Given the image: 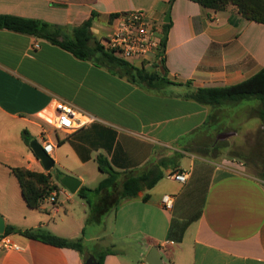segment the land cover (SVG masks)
<instances>
[{"label": "crops", "instance_id": "0c3cea01", "mask_svg": "<svg viewBox=\"0 0 264 264\" xmlns=\"http://www.w3.org/2000/svg\"><path fill=\"white\" fill-rule=\"evenodd\" d=\"M169 8L165 59L156 71L170 84L133 81L99 52L93 59H80L48 41L0 29V216L6 226L20 230L42 227L67 239L83 236V243H93L98 254L111 251L103 264H149L153 248L160 264H264V180L243 161L218 163L179 146L192 134L190 144L204 131L209 136L242 128L232 119L241 108L243 123L256 120L260 126L253 116L256 100L213 107L191 94L200 88L231 87L258 74L264 68V24L242 18L234 5L214 11L191 0H0V15L41 20L67 36L95 14L90 32L100 45L113 32L114 16L144 10L161 30ZM57 100L92 121L71 134L55 129L43 118L54 116ZM25 132L40 144L53 143L54 165L81 180L80 187H86L88 166L95 167L98 179L104 176L99 183L107 177L100 160L120 173L118 187L151 168L163 177L151 189L113 206V241L107 247L103 237L88 238L84 230L85 224H103L109 210L94 219L86 211L72 210L66 203L73 204L75 194L60 184L64 175L59 181L51 179L60 187L55 202L48 197L37 209L27 206L11 168L48 171L27 144ZM179 152L190 157L187 165L173 163ZM173 171L188 172L187 183L166 188V174ZM110 193L108 189L94 198L96 204ZM164 195L174 196L172 211L163 208ZM80 207L86 208L84 201ZM46 215L59 218L46 223ZM174 220L189 221L180 243L168 238ZM10 236L22 250L0 244V264H84L77 250L19 233ZM130 254L134 259L125 260Z\"/></svg>", "mask_w": 264, "mask_h": 264}, {"label": "trees", "instance_id": "16d2710c", "mask_svg": "<svg viewBox=\"0 0 264 264\" xmlns=\"http://www.w3.org/2000/svg\"><path fill=\"white\" fill-rule=\"evenodd\" d=\"M175 0H170L173 3ZM198 3L206 9L214 11L224 10L228 5H234L242 18L264 24V0H191ZM85 21L80 27L75 28L72 34L62 35L60 28L52 26L44 21L20 18L10 15H0V29H7L18 33L27 34L37 39L45 40L61 48L71 52L80 59H93L96 52L102 54V58L109 63L117 65L130 66L127 62L116 58L113 54L105 51L99 42L93 40L90 32L93 17ZM114 17H117L114 16ZM170 23H164L161 27L162 47L165 50L168 38ZM126 74L133 78H138L140 81L158 82L170 84L169 80L160 79L156 73L148 72L144 67H132L127 69ZM191 98L213 107L224 104H238L242 101L256 100L259 102V107L256 109V116L261 121L264 127V68L252 78L231 86V87H216V88H200L191 94ZM24 138L29 145L31 137L25 132ZM216 146V145H215ZM100 170L107 173V177L102 180L95 189L87 187H80L77 195L86 200L91 207L92 219L100 217L103 213L110 211L113 206H116L120 199L135 197L145 189H151L163 176L158 174L155 169L144 171L137 176H129L125 179L120 187L117 181L120 173L114 170L106 160H100ZM12 173L17 178L24 200L27 206L31 209L39 208L46 198H48L54 191H59L60 187L52 184L50 172L31 171L26 168L15 167L11 168ZM261 179L264 180V171ZM111 189L112 193L101 199L97 205L96 200L91 198H99L100 194ZM147 197V196H146ZM145 197V199H146ZM189 225V221L179 222L174 220L170 227L168 238L169 240L180 243L183 235ZM19 233L31 239L42 241L46 244L60 248H71L77 250L86 260L89 253L86 250L82 238L67 239L59 237L46 231L42 227L36 229L20 230L12 225L6 226L4 235ZM2 237V236H1ZM111 251H106L95 255L99 264H103L106 255Z\"/></svg>", "mask_w": 264, "mask_h": 264}, {"label": "rangeland", "instance_id": "374dc122", "mask_svg": "<svg viewBox=\"0 0 264 264\" xmlns=\"http://www.w3.org/2000/svg\"><path fill=\"white\" fill-rule=\"evenodd\" d=\"M118 58V57H116ZM120 59V58H118ZM122 60V59H121ZM124 61V60H123ZM126 62V61H125ZM130 66L121 65L120 68L122 70H126L129 68H139L138 66L134 65V63L127 62ZM154 67V69H153ZM150 73H157L156 67L152 66L150 69H146ZM149 83V81H146ZM246 101H243L242 103H245ZM243 108L237 111V116H235L233 119L234 126L236 127H242L237 128L233 131H224L222 132H210L211 134L208 136V134L204 131V136L201 134L202 137L198 136L193 143L190 144L189 139L194 136V134L180 140V149L186 152L195 153L199 156H209L212 159H214L216 162L220 163L223 160H240L243 161L244 164L247 166L248 170L250 172L254 173L258 177H262V172L264 171V127L262 123H260V126H255L254 121L256 120H250L247 122H242L243 116L245 114L241 113ZM254 117L257 118L258 121L259 118L256 116V114H253ZM261 122V121H260ZM200 133V132H199ZM198 133V134H199ZM220 135V137H219ZM222 135V137H221ZM216 145V146H215ZM184 153L179 152V155L173 158V163H181L182 165H187L189 163V156H183ZM186 163V164H185ZM196 164V169H197ZM73 167V166H68ZM188 167V166H187ZM58 165H54L53 168L48 171L50 172L51 179H54L55 181H59L60 177L63 175H68L63 172V170L58 169ZM72 169V168H71ZM86 172V187L94 188L98 185L99 181L104 177L97 178L96 169L95 167L88 166L87 169H85ZM169 174V173H168ZM168 174H166V188H180L182 186L181 183L173 182L168 178ZM96 175V176H95ZM71 194V193H70ZM73 204L70 202H67V206H70L72 210L76 211L77 213H82L83 211L87 212V215H91V207L88 205L86 200L83 199V201L86 204V208L82 209L80 207V203L83 202L82 199L78 195H73ZM63 199V197H62ZM94 200V198H91ZM76 202V204H75ZM46 205V204H45ZM27 208V207H26ZM29 210V209H28ZM71 210V211H72ZM14 214V212H12ZM63 214V213H62ZM105 216V215H104ZM59 217L51 218V216L46 215L45 216V222H51L53 223L55 220H58ZM23 223H32L31 221H22ZM114 222H115V210L114 208L111 209L105 219L104 223L101 225L97 224H85V230L84 233L86 237H91L92 235H98L100 237H103V244L108 247V244H110L111 241H113V231H114ZM34 223V222H33ZM46 231H49L47 228H43ZM83 240V236H82ZM84 241V240H83ZM92 253L99 255L96 250L92 247L91 242H84L83 243ZM134 256L133 254H130L125 257V260H133Z\"/></svg>", "mask_w": 264, "mask_h": 264}, {"label": "built area", "instance_id": "2783aa9c", "mask_svg": "<svg viewBox=\"0 0 264 264\" xmlns=\"http://www.w3.org/2000/svg\"><path fill=\"white\" fill-rule=\"evenodd\" d=\"M161 42V30L148 20L147 12L134 10L116 17L113 32L102 41L101 46L105 51L126 62L142 61L148 66L156 67L162 65L165 59V50ZM43 120L55 129L71 134L88 125L92 118L71 104L57 100L54 104V116L51 118L46 116ZM42 147L46 154L52 157L55 145L45 141ZM168 178L186 184L189 173L173 171L168 174ZM57 194L58 191H54L49 196L50 201L55 202ZM174 202L175 198L172 195H164L162 198V206L167 211H172ZM0 244L3 249L22 250L10 235H2Z\"/></svg>", "mask_w": 264, "mask_h": 264}, {"label": "water", "instance_id": "95a60500", "mask_svg": "<svg viewBox=\"0 0 264 264\" xmlns=\"http://www.w3.org/2000/svg\"><path fill=\"white\" fill-rule=\"evenodd\" d=\"M165 23L170 22V8L167 12V19L164 21ZM30 148L36 155V157L40 160L43 168L45 171H50L54 166V160L44 151L42 144H40L37 140H32L30 142ZM60 184L65 187L71 194H76L82 184L81 180L70 176L64 175L61 180ZM6 231V223L2 216H0V235H4ZM157 248H153L151 251L150 257L151 260H147L149 264H160L162 258L160 256H156ZM84 264H99L97 258L94 254L89 253Z\"/></svg>", "mask_w": 264, "mask_h": 264}]
</instances>
